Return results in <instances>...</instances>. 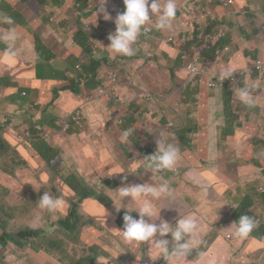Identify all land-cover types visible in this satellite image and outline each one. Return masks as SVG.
Masks as SVG:
<instances>
[{"label": "rangeland", "instance_id": "1", "mask_svg": "<svg viewBox=\"0 0 264 264\" xmlns=\"http://www.w3.org/2000/svg\"><path fill=\"white\" fill-rule=\"evenodd\" d=\"M103 2H105V0H103L102 3ZM263 3V0H259L254 13H262ZM105 4L109 5V0H106ZM115 4H119V1H115ZM186 5L187 0H176L177 8L181 7L182 11ZM122 6L125 11L126 9L123 1ZM38 7L37 5V8ZM79 9V3L75 0H68V6H59L51 19L53 25L51 29H46L41 26L42 15L45 11L49 10L43 9L41 11H35L37 18L32 19L31 25L38 28L37 34L40 39L39 50L38 52H34L31 45L22 40V37H16L13 41L11 45L13 48L8 52L9 57H11L9 54L10 51L14 52L19 46L20 50L16 53V63L6 71L5 77L7 81H5L3 85L4 89L0 88V96H2L5 102V106L0 110V114L4 113L12 114L14 117L17 116L14 120L15 123L17 120H21L19 118L20 112L17 111L20 104L18 102L16 103L14 100L17 91L10 88V81L17 80L22 82L20 75L38 64L46 66L47 70L51 67L62 81L64 79L77 80L76 88L78 89L85 87L86 84L88 89L95 87L96 90L98 87L97 83L102 82L101 75L108 70H112L115 61L111 56H107L104 60L97 63L100 65L97 81L93 80L89 74H87L86 79H79L80 75L85 74L83 66L90 61L89 55H92V59H94L95 53L101 54L106 50L105 46H103L99 50L89 54L86 52H75L73 35L70 34L78 33L79 27L82 29L87 28L86 23L82 22L80 18L81 13ZM250 21L253 25H257L258 27L264 25V22L260 18L255 21L254 18H251ZM177 23L178 19L174 18L171 27ZM256 29L258 28L256 27ZM250 33H253V29L250 30ZM102 34L103 33L100 32L96 37ZM151 34L152 32H148V36ZM3 37L4 35L2 36L1 43L4 45L5 40ZM261 39H263V44L259 47L252 41L248 43L242 40L241 46L242 44L246 45L244 51L247 53H264V38ZM180 48L185 50L183 47ZM232 48L235 49V44L232 45ZM0 56L3 58V60L0 61L1 77L4 75L5 68L7 67L4 62L6 55L3 54L1 46ZM119 56L120 55L117 57ZM21 63L28 66L20 68ZM14 71L16 72L13 74L12 72ZM262 73H264V69ZM173 76V72L166 73L164 77L145 73L143 78L146 82L156 85L158 83L162 84L172 81ZM188 77L189 73L187 72L186 74H181L179 79H187ZM241 78L245 80V76L242 75V72ZM87 79L89 80L87 81ZM201 80V78L196 76L193 81L200 83L202 82ZM259 82V88L263 89L264 78L259 80ZM56 85L58 84H53L51 86ZM49 89L50 87L47 89L46 103L36 106L37 109L48 110L49 112H32L36 118L39 116L48 118L50 113L53 114L52 111L55 108H63L68 106L69 103L75 102L76 104L77 102V98L71 95H67L65 101H60L51 95ZM32 92L33 98H35L39 95L40 90L32 89ZM133 93V91L130 92L131 95H133ZM206 97L207 99L210 98V92L207 91ZM12 101H15V103L11 104ZM48 106H50L51 109H48ZM147 110L154 111L156 107L148 104ZM259 110V107H251L249 112L251 116L257 114H262L264 116V113ZM243 115L245 119L246 113ZM69 118H71V114H69ZM73 119L76 120L77 118ZM144 120L145 117L141 119V121ZM223 121V114L216 115L213 122L210 124L208 131L209 138L196 140L195 137L198 135L199 130L193 129V132L188 134L189 139L187 143L182 145L183 148L170 138L166 139L180 149V159L177 162V164H180L178 166L180 169L179 182L191 186V192H189L190 196L187 193L183 196H178L173 193V196L168 199H180L181 209H183L184 205L191 199L195 209L199 210L202 207L208 206L218 210L220 213H224L223 207L225 206L235 207L239 205L242 208V205L245 203L252 202L257 205L255 214L259 215L261 218L262 228L258 233V235H261L264 230V194H261L260 191H264V183H260L259 175L264 177V171L241 169V164L248 165L252 164L255 160L259 161V159L255 157L258 153V137L251 132L243 136V138L252 145L251 150L252 153L254 151V154L249 157L250 159H247L245 156L241 157V135H234L231 139L228 138L229 133H231L229 130L234 129L239 120L225 125L223 127L225 132L221 136ZM23 124L25 123L23 122ZM116 125L120 129L124 127V125ZM181 125L184 128L191 126V124L185 122L183 124L181 122ZM197 125H199V123H197ZM257 125H264V118L261 119ZM15 128L16 126L14 129ZM228 128L230 129L228 130ZM65 129L66 126L63 130L59 129L61 132L54 135L47 133L44 137L49 141L51 147L57 150L60 157L61 154L66 151L67 153L64 154V158L66 159L68 167H72L71 170L81 177L89 189L97 190L100 184L94 171L97 169L98 161L93 158L90 162L91 170H89L87 163L83 159H76L78 153H75V151L79 144L77 136H65ZM191 142L193 143L191 144ZM213 142H220L221 147L218 151L221 152V154L214 152L210 147L207 148V146H212ZM71 144L73 145L71 146ZM238 145H240L239 149L237 148ZM202 147H204V149ZM129 148L130 146H127L126 150ZM142 149L145 151V148ZM184 150L187 154L186 157L184 155ZM204 152L211 153L205 154ZM223 160L226 161L227 165L224 171H221L218 164ZM212 164L215 165V170H211ZM37 175L42 179L45 185L57 190L58 198L63 200V208L56 213H50L41 210L37 206L36 203L39 199H29L27 201L20 199L16 207V210L19 212V218L8 221L7 225H4L3 228L6 233L23 232L27 229H31L29 226L31 220L38 219V227L40 230L44 231L45 236L36 238V241L41 243L42 246L39 248L33 247L30 240L26 239L25 246L21 247L17 245L15 238H5V242H0V247L4 249L14 247L22 253L17 254L13 251L2 250L0 251V264H14L16 260L26 261L23 264H82L84 259H92L95 255L97 256L94 263L88 260L87 264H136L137 260L143 257V247L149 252L144 259V264H156L157 261L152 259L154 250H150V246L147 243H129L123 239L122 234L118 232L123 229L116 224L113 217L115 208L110 207L105 210H98L96 207V198L92 195H89L83 202L75 205L76 197L73 194L69 195L67 193L68 173L64 174L62 167L57 163H55L53 168L42 167L41 170L37 172ZM227 176L230 178H227ZM66 177H68V179L66 183H64L62 179ZM172 180L173 185L178 184L175 175H172ZM72 211H74L77 219L69 220L71 232L68 233L65 226L60 222L69 219ZM71 234H73V237H70ZM168 239L171 240V238ZM232 241L215 235H209L202 240L194 241L192 242L188 257L180 261L179 264H208L210 256H218L220 260L225 259L226 264H239L240 261L241 264H264V237L262 235L258 237V239L244 241L241 254L237 253V251L242 247L243 241L239 244H232ZM254 244L258 246L255 247ZM28 245H30V247ZM12 257H15L16 260ZM121 259L123 260L121 261Z\"/></svg>", "mask_w": 264, "mask_h": 264}, {"label": "trees", "instance_id": "2", "mask_svg": "<svg viewBox=\"0 0 264 264\" xmlns=\"http://www.w3.org/2000/svg\"><path fill=\"white\" fill-rule=\"evenodd\" d=\"M59 3L58 0H55ZM81 2L80 5V18L82 22L86 23L87 28L82 29L79 27V32L74 33L86 40H95L96 36L102 32L101 37L105 40L101 44V48L105 46L106 50L104 53L107 56H111V50L107 47L110 45V40L108 39L109 35L114 33L116 30V25L114 23V19L105 20L103 18V14L96 15L95 12L90 8L89 3L92 0H78ZM212 6H215L219 3L220 6H223L225 3L230 4L231 0H205ZM39 7L37 11L43 10L44 1H39ZM31 3L27 4L22 11L17 14L11 12L12 9L9 3L7 4L4 0H0V27H3L4 24L2 22L3 16H10L14 24L3 27L4 32L9 33L13 28L17 27L18 31H22L23 29L28 30L38 43L33 42V47L35 52L39 50L40 39L38 36V28L31 25L32 16L30 13ZM57 9H52L49 11H45L42 15V27L46 29L52 28L51 19L54 16ZM115 13L118 15L120 10L117 9ZM249 17L254 18V21L258 18L264 19V10L261 14H256L252 11L249 12ZM215 16H218L215 13ZM247 23H251L250 19H245L243 23H241V28H243ZM15 26V27H14ZM32 32V33H31ZM36 33V34H33ZM72 34V33H71ZM70 34V35H71ZM79 44L85 47V44L82 41H78ZM225 41H211L201 46H195L194 44H186L184 41L181 43V47L185 48L183 51H190L191 53H199L201 56H205L210 54L211 52L219 49L222 45H224ZM246 45L243 44L241 46L242 53V61L245 63L264 61V53L261 52H252L247 53L244 51ZM83 52L87 54L92 53V48L86 47L83 49ZM227 51L223 48L221 49L220 55H215L217 57H224L227 55ZM105 57V58H106ZM104 58V59H105ZM113 58V57H112ZM103 59V60H104ZM115 61V60H114ZM95 62H93L92 67H88L87 64L84 66V75H80L79 79H86L87 74L91 76V78L95 81L98 79V71H92ZM98 65V64H97ZM24 67V65H22ZM37 72L40 75L33 73H24L22 78L23 81L30 79V83L26 84L21 81H10V88L12 90H16L17 94L15 98L17 99L20 106L17 108V111L20 112L19 118L21 120H17L15 123V119L17 116H13L12 114L5 115L0 114V242H5V238H15V242L17 245L24 247L25 240L28 239L32 243L33 247L42 246L41 243L36 241L38 237L41 236L39 232H34L32 229H27L23 232L18 233H6L3 226L7 225L8 221L15 220L19 218V212L16 210L17 204L20 199L27 201L29 199H40L45 192H47L50 196L58 197L57 190L53 187H48L44 184L42 179L37 175V172L44 168H53L55 163L62 167V171L64 174L68 173V177L63 178V182L66 183L67 179V193L69 195L73 194L75 199V205L83 202L86 197L89 195L94 196L96 199V207L98 210H105L110 207L115 208V206L120 207L121 205L116 204L113 199H115L116 193L114 190L119 189L120 187L129 185V184H144L151 179L152 173L150 171L145 170L143 167H139L137 171H133L136 160L141 153V142L144 139L145 135H137L134 138L129 139L128 141H121L116 143V141H110V136H104V139H100L97 135V115L99 107L102 103H109L108 99L117 95L118 98L121 94H125L127 92L126 86L123 85L125 74H122V71L125 72L122 64L115 61V64L112 66L111 72H104L101 75L102 82L97 83L98 87L95 90L94 88L88 89L86 87H82L80 89L77 87V80H67L63 81L59 78V81L54 80L50 75V70L46 69V66L42 64H38L36 66ZM122 70V71H121ZM88 71V72H86ZM122 74V75H121ZM252 77L261 80L264 78V73L256 72L253 75L245 76V80L242 78L235 80L234 82H227L224 88L223 94V102L225 106V113H230L232 111V106H229V101L226 97V92H229L228 96L230 97V91L233 87H238L241 85L244 86L247 84L248 80ZM89 79H87L88 81ZM6 77H0V88L3 87L5 83ZM53 84H58L56 86H51ZM123 85V87H122ZM49 89L51 95L57 98L60 101H65L67 95H71L77 98L78 103L73 105L69 103L68 106L63 108H55L48 118L39 116L38 118L32 113L34 111H43L45 113L49 112L48 110H40L37 109V105H42L45 102V88ZM41 89V92L36 98H33L32 89ZM103 89L107 92L106 96H100L99 90ZM126 90V91H125ZM264 88L257 89L256 93L258 95H263ZM37 104V105H34ZM79 106V107H78ZM254 107H259L260 112L264 113V108L261 105H255ZM51 109L50 106H48ZM241 116L239 113L235 115L236 118L243 119L244 113H246V118L251 117V113L249 110H246L242 106L241 101ZM69 114H71V118H69ZM73 118H77L74 120ZM226 118L232 121L229 118V115ZM245 118V119H246ZM264 116L262 114H257L254 116L251 122H247L242 127L246 134L251 132L253 134H259L260 137L257 140V157L259 161L255 160L252 164L244 165L251 171H264L263 165L264 160L261 163L260 160L264 157V131L261 129L263 125H257ZM23 122L25 124H23ZM16 128L14 129V127ZM65 129V136L72 137L74 135L77 136V141L79 144L77 145L75 153H78L76 159H83L87 163V167L90 169V162L95 158L98 161L97 169H95V175L99 182V187L97 190H89V187L86 186L81 177L71 170L72 167H68L66 159L64 158V154L66 151L61 154L57 152V150L53 149L49 143L45 139V135L47 133L54 135ZM106 128V126L104 127ZM20 129V130H19ZM193 129H182L180 132L171 133L165 136V139L170 138L175 143L179 145H184L187 143L188 134L192 132ZM149 134H151L150 140L154 139V142L150 144L153 145L152 152L148 155L151 156L157 151V140L159 139V131L156 125H150L148 128ZM197 140V137H195ZM129 143H133V147L130 150H125L122 145H127ZM241 143H249L246 139L242 138ZM73 144H71L72 146ZM71 149V147H70ZM254 154L251 152L249 155H245L241 151V157L245 156L247 159ZM262 165V168H261ZM218 166H226L222 164H218ZM264 173V172H263ZM127 176V180H124V177ZM136 177H139L136 179ZM259 178L261 176L259 175ZM54 191V192H53ZM61 192V191H60ZM185 193L189 195V187L186 185H182L180 190L178 191V196H183ZM261 194H264L263 191H260ZM190 196V195H189ZM115 204V206H114ZM176 205L178 208H181L180 199H176ZM158 209L163 208L156 204ZM127 211L126 208H121L120 211L113 212V217L117 225L124 227L123 216ZM130 211H135L131 209ZM192 212H195V207L193 201L190 199L183 207V211H171L169 216L168 223L172 226L175 225L176 221L179 217L192 215ZM183 214V215H182ZM134 218L139 219L137 213L132 212ZM161 219L166 221V213H160ZM193 217V215H192ZM158 217L153 218V222ZM77 219L74 211L71 212V217L66 219L65 221H61L66 228V231L71 232V228L69 226V220ZM147 219V218H146ZM149 222H151L149 220ZM160 221H157L159 223ZM73 237V234L70 235ZM168 238H171L170 234ZM148 251L145 247L142 248V255L136 264H144V259L146 255H148ZM237 253L241 254V249H238ZM95 255L92 259H84L82 264H87L88 260H91L93 263L96 259ZM160 256L156 253L155 258L158 259ZM123 259H121L122 261ZM210 259H208V262Z\"/></svg>", "mask_w": 264, "mask_h": 264}, {"label": "clouds", "instance_id": "3", "mask_svg": "<svg viewBox=\"0 0 264 264\" xmlns=\"http://www.w3.org/2000/svg\"><path fill=\"white\" fill-rule=\"evenodd\" d=\"M58 1L61 7L68 6V0ZM75 1L79 3L80 8L81 2L78 0ZM102 1L103 0H92L89 6L97 16L103 14L105 20L114 19L116 30L109 35L108 39L110 40V45L107 48L116 55L125 57L133 56L135 54L133 45L139 46L144 38L153 36L164 38V42L170 46L179 45L180 47L182 41L186 44H194L195 46H201L211 41H225L224 45L219 49L211 52L216 55H220L221 49L223 48L229 53L230 45L237 44L238 40L248 43L252 41L257 47L263 44V39L261 38H264V25L261 27L253 25V33L248 31L246 34L242 32V28L240 33L239 27L236 26L239 23V18L237 16L241 15L243 21L249 19V12L252 10L247 4L243 7H239L237 3L238 0H231L230 4L225 3L223 6H220L219 3L212 6L205 0H187V5L184 6L183 11L181 7L177 9L176 0H109V5L105 4L106 0L103 3ZM115 1H119V4L116 5ZM122 1L125 5V11L122 6ZM190 3H199L200 8L190 9ZM231 8H235V12H227ZM117 9L120 10L118 15L115 13ZM218 9L221 10L219 11ZM215 13H217L218 16H215ZM156 16H158V19ZM174 18L178 19V23L171 27ZM261 20L264 22V19ZM2 22L9 25L14 24L13 19L7 15L3 16ZM155 25L158 30L163 31H156ZM256 27L259 30L256 29ZM146 28L151 30L152 34L150 36L144 34ZM79 38L81 37L76 34L73 37L76 45L83 48H92L93 52L99 50L101 44L105 41L101 36L96 37L95 40L84 39V47L79 44ZM3 39L5 41L15 40V29L13 28ZM189 52L190 51L181 52V59L187 68L189 79L194 80V78L198 76L206 80L210 76L211 82L208 84L209 89H222L224 91L227 82H234L241 78V72L243 76H250L256 72H262L264 69V61H258L245 63V66L238 72H231V69H225L222 70L219 75L210 74L205 65V63L210 62L209 56H201L199 53ZM9 54L14 55L15 53L10 51ZM89 56L90 61L87 63V66L92 67L93 62H95L92 71H99L100 65H97V63L101 62L106 57V54L104 52L101 54L95 53L94 59H92V55ZM134 56L137 57L138 54ZM113 59L120 64L125 62V59L118 60L115 56ZM193 64L198 66L201 71L200 73L192 74L191 67ZM259 66H261L260 69L258 68ZM248 69H250L251 72H246ZM106 72H111V70ZM218 77L220 81H224L223 84L221 86L217 85L216 87H211L210 84L214 83ZM131 87L137 88V86ZM235 95L244 103H249L250 101V93L246 88L239 89L235 92ZM156 98L157 96L154 93L138 89L134 92L133 100L132 97L130 100L128 97H124L123 99L118 98L116 102L125 104L127 100H129L127 104L129 107L132 104L148 105L150 100H156ZM108 116L109 120L115 124L124 125L123 129H120L123 140H129L133 138V136L141 135L143 131L147 132L150 125H156L159 131L156 153L148 156L153 150V145L150 143L147 144L142 160L146 163L141 165L145 170L152 173L151 179L144 184H129L114 190L117 197L113 199V201L121 205L117 207L114 204L116 210L120 211L121 208L127 209L123 216L124 227L118 225L123 229L118 232L122 234L125 241L129 243H147L150 246V250H154L152 259L157 261L156 264H179L180 261L188 257L192 242L202 240L209 235L221 236L230 241L233 240L231 242L232 244H239L243 241V245L240 248L241 250L244 246V241L258 239L261 235L264 237V230L261 235H258L262 228L261 218L259 215L255 214L257 205L252 202L245 203L242 205V208L239 205L235 207L225 206L223 207L224 213H220L218 210L205 206L199 210L195 209V212H192L193 217L190 215L184 217L180 216L174 226L170 225L168 221L171 211H183V209L177 207L176 199H168L173 196V193L177 194L180 187L184 185L179 182L180 169L178 166L180 164H177V162L180 159V149L175 144L165 139V136L174 132L164 129V116L155 122L144 120L137 124L126 123L122 118H116L113 111H110ZM253 118L254 116H251L246 119L238 118L230 121L224 116L221 136L225 132V130H223L225 125L239 120L234 129L228 128L231 132L228 138L231 139L234 135H241L242 139L246 134L244 131L245 127H242V125L251 122ZM181 128L189 129L182 126ZM204 128L206 131L199 133L196 136L197 140L209 138L207 130L210 128V124L205 125ZM256 136L258 138L260 137L259 134H256ZM192 143L193 142H191V144ZM208 147L213 149L214 152L221 154V152L218 151L221 147L220 142H213V145L207 146V148ZM239 147L240 145H238L237 148L239 149ZM251 147L252 145L250 143H241V151L245 155H249L252 152ZM202 148L204 149V147ZM204 153L209 154L211 152ZM184 155L185 157L187 156L185 150ZM263 160L264 157L260 162L262 163ZM219 164L227 165L224 160ZM211 167V170H215L214 164H212ZM225 167L226 166H219V169L224 171ZM241 169L249 170L242 164ZM172 175L177 177L178 184L173 185ZM138 178L139 177H136V179ZM227 178L230 177L227 176ZM124 180H127V176L124 177ZM260 183H264L263 176L260 178ZM186 187H189V192H191V186L186 185ZM36 204L41 210L50 213H56L63 208V200L58 197L50 196L47 192H45ZM156 204L163 208L162 212V209H158ZM131 209L135 211H130ZM132 212L137 213L139 219L134 218L133 215H131ZM160 213H166V221L161 219ZM154 217H158L155 222H153ZM149 220L151 222H149ZM157 221L160 222L157 223ZM169 234L171 240L166 238ZM28 246L30 247V245ZM254 246L257 247L258 245L254 244ZM2 250L13 251L17 254L22 253L16 248L10 250L9 248L4 249L0 247V251ZM156 253L160 256L158 259L155 258ZM12 258L16 260L15 257ZM209 259L210 262L213 263L220 262L218 256H210ZM25 262L26 261L16 260L14 264H23Z\"/></svg>", "mask_w": 264, "mask_h": 264}, {"label": "crops", "instance_id": "4", "mask_svg": "<svg viewBox=\"0 0 264 264\" xmlns=\"http://www.w3.org/2000/svg\"><path fill=\"white\" fill-rule=\"evenodd\" d=\"M7 4L11 5L12 9L11 12H14V14L19 13L23 10V8L31 3L30 13L32 18H37V15H35V11L37 10V5L39 6L40 0H4ZM44 1L43 9L46 10H52V9H58L60 6V3H57L55 0H42ZM264 2V1H263ZM237 3L239 4V7H243L245 4H247L254 12L256 6L259 3V0H238ZM204 4V3H203ZM180 8V7H178ZM177 8V9H178ZM190 9H199L200 5L199 3L189 4ZM219 11L221 9H218ZM263 10H264V3H263ZM1 12V11H0ZM227 12H235V8L229 9ZM257 14V13H256ZM157 17V16H156ZM239 18V23L236 25L239 27L240 33H241V23H243V18L241 15L237 16ZM158 19V17H157ZM250 19V17H249ZM158 22V20H157ZM156 22V23H157ZM9 26V24H4L3 27ZM3 27H0V46L2 48L3 54L6 55L4 62L7 67L5 68V73L3 76H5L6 71L10 69V67L16 63V53L19 52L20 46L14 50V55H11L9 57L8 52L11 48V45L13 44V41H5L4 45L2 42V36H6L8 33L4 32ZM15 27V26H14ZM253 27V24L247 23L243 28L242 32L247 33L250 31ZM16 32V37L21 38L22 40L26 41L28 44L31 45L32 50L35 52L33 47V42L38 43V41L33 37L30 33H28V30L23 29L22 31H18L17 27L14 28ZM155 29L158 32H161L163 30H158L155 25ZM24 35V36H23ZM74 35L75 34H71ZM79 41H82L84 43L83 38H79ZM164 38L153 36V37H146L143 39L142 43L139 46L133 45L135 54H138L137 57L134 55L131 57H125V56H119L111 52V57H114L116 59H125V62L122 64L124 71H122V74H125V78L123 85L126 86L127 92L125 94H121L119 98L128 97L129 100L133 95L130 94L131 91L136 92L138 89L146 90L151 93H154L157 98L156 100H150L148 102L149 105H152L156 107V110L154 111H148L147 105H137L132 104L129 107L127 106L129 100L125 104H120L118 102H109V103H102L98 110L97 115V135L102 140L104 139V136L108 135L110 136V141H116V143L123 141L122 139V133L120 132V128L112 121L109 120L108 113L110 111H113L114 116L116 118H122L124 122L126 123H140L141 119L145 117L146 121H158L162 116H164V129H167L168 131L175 132H181V122L182 124L185 122L187 124H191L190 127H187L189 129H196L199 130V133L206 131L204 128L205 125L211 124L213 122V119L218 114H223L225 117L229 115V118L231 120L238 119L235 117L236 114L239 113V116H241V112H239V109H241V100L238 98V96L235 95V92H237L241 88H246L250 93V101L249 103L242 102V106L249 110L251 107H254L255 105H261L264 108V96L258 95L256 93L257 89H259V81L255 77H252L248 80L247 84L241 87H233L230 91L231 96L229 97V92H226V97L229 101V106H232V111L230 113H225V106L223 102V94L225 93L222 89H209L208 84L211 82V77L209 76L206 80L204 78H201L202 82L197 83L193 80H190L189 77L187 79H179V76L181 74H186L187 68L185 64L183 63L181 59V52L184 49H181L179 45L170 46L166 44ZM74 49L76 53H82L83 47H79L76 45L74 41ZM15 47V46H14ZM210 58L209 63H205L208 72L210 74L219 75L222 70L225 69H231V72H238L241 68L245 66V62H243L242 59V53H241V40L237 41V44H235V49L232 48V45H230V52L224 56V57H217L214 53L208 54ZM3 58L0 56V61H2ZM27 67L28 65H25L23 63L20 64V68ZM37 66V65H36ZM30 68L26 72L33 73L40 75L37 72V67ZM50 75L54 80L59 81V77L57 74L52 70L51 67H49ZM141 71V72H139ZM16 71L12 72L13 74ZM24 72V73H26ZM173 72L174 76L172 78V81L166 82V83H158L156 85L150 84L149 82H146L143 78L145 73L154 74L158 77H164L166 73ZM20 75V79L22 82L29 84L30 79H27L23 81V74ZM121 74V75H122ZM200 78V77H199ZM122 85V87H123ZM131 86H137V88H133ZM1 89H4L3 87ZM35 89V88H34ZM40 90L41 89H35ZM125 90V91H126ZM207 91L210 92V98L207 99L206 94ZM45 92L47 95V89L45 88ZM46 95H45V102L46 103ZM37 97V96H36ZM35 97V98H36ZM14 100L16 103L18 102L17 99L14 96ZM15 101H12L11 104H14ZM78 101L76 102V104ZM42 104V105H44ZM73 105H76L75 102L72 103ZM37 105V104H34ZM69 105V104H68ZM5 106V102L0 96V110H2ZM79 107V106H78ZM49 109V108H48ZM6 116L9 114H5ZM199 123V125H197ZM252 124V123H251ZM106 126V128H104ZM261 129L264 131V125L261 127ZM209 131V129L207 130ZM191 132H189L190 134ZM198 133V134H199ZM141 135H145L144 139L141 142V153L139 154L135 166L133 168V171H137L139 167L144 164L143 155L144 151L142 148H145L147 144L154 142V139L150 140L151 134L149 132L143 131ZM128 141V140H124ZM127 146H130L128 150H130L134 145L133 143H129L127 145H122L124 149L126 150ZM38 219L31 220L29 223L30 228L34 232H39L41 236H44V231L40 230L38 227ZM10 250L14 249V247L9 248ZM208 264H226V260L222 259L219 263H213L208 262ZM240 264V263H239Z\"/></svg>", "mask_w": 264, "mask_h": 264}, {"label": "built area", "instance_id": "5", "mask_svg": "<svg viewBox=\"0 0 264 264\" xmlns=\"http://www.w3.org/2000/svg\"><path fill=\"white\" fill-rule=\"evenodd\" d=\"M148 32H151L150 29L146 28L144 30V34H148ZM259 69L261 68V66L258 67ZM191 72L192 74H197V73H200V69L198 68V66L196 64H193L192 67H191ZM246 72H251L250 69L246 70ZM224 81H220L219 80V77L215 80L214 83L210 84L211 87H216L217 85H222ZM99 94L100 96H106L107 92L104 91L103 89H100L99 90ZM118 100V96L117 95H114L113 97H110L108 99V102H116Z\"/></svg>", "mask_w": 264, "mask_h": 264}]
</instances>
